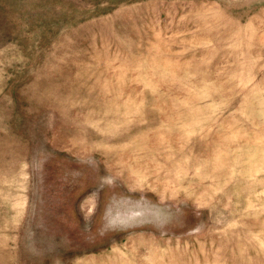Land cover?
<instances>
[{"label":"rangeland","instance_id":"obj_1","mask_svg":"<svg viewBox=\"0 0 264 264\" xmlns=\"http://www.w3.org/2000/svg\"><path fill=\"white\" fill-rule=\"evenodd\" d=\"M0 264H264V0H0Z\"/></svg>","mask_w":264,"mask_h":264}]
</instances>
